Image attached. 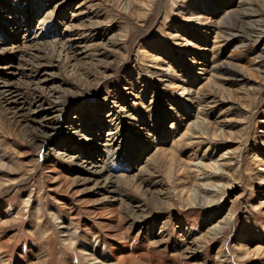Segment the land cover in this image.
<instances>
[{
  "label": "rangeland",
  "instance_id": "1",
  "mask_svg": "<svg viewBox=\"0 0 264 264\" xmlns=\"http://www.w3.org/2000/svg\"><path fill=\"white\" fill-rule=\"evenodd\" d=\"M35 1L0 0V264H264V0Z\"/></svg>",
  "mask_w": 264,
  "mask_h": 264
},
{
  "label": "bare ground",
  "instance_id": "2",
  "mask_svg": "<svg viewBox=\"0 0 264 264\" xmlns=\"http://www.w3.org/2000/svg\"><path fill=\"white\" fill-rule=\"evenodd\" d=\"M35 4H36V7H41V2L36 0L35 1ZM125 7L127 8V4H125ZM220 9L219 6H217V8H213L211 11H212V14L215 15V13H217ZM210 11V10H208ZM145 13V12H144ZM143 13V14H144ZM242 16L244 17V19H246V25L243 29V31L245 32V34L247 35V37H251V32L254 31V30H258V29H255V25H252V24H257L256 22L258 20H255V18L258 16L257 12L255 13V11H253L251 8H246L244 9L242 12H241ZM229 18V17H228ZM230 20V19H229ZM199 20L197 19V22ZM231 21V20H230ZM260 22V21H259ZM199 23V22H198ZM260 25V24H259ZM258 25V26H259ZM257 26V28H258ZM16 31V30H15ZM240 31V30H239ZM256 31H254L256 33ZM253 32V33H254ZM242 33V31H241ZM255 36V35H254ZM5 37V35H4ZM10 37H14V36H10ZM8 37L7 39L5 38V43H7V40L10 38ZM262 37V36H261ZM260 38H258L259 40ZM186 43L187 45H189V40H186ZM185 48V47H184ZM11 50V48H10ZM209 50V49H208ZM193 64H198V61H194ZM258 67L261 69L264 70V61H260L258 63ZM206 66V65H205ZM211 66V65H210ZM233 67V66H232ZM231 67V68H232ZM211 69L213 70L212 74L210 75V82H215L217 80H224L225 79V76L227 77H236V78H239L241 83L242 82H246V85L250 83V79L245 76V73H244V69L240 70L239 72H236V71H232L231 69H229L228 67L226 66H223L221 64H217L215 62H213V65L211 67ZM207 70V69H206ZM202 71V70H201ZM205 71V70H203ZM224 77V78H223ZM229 80V79H228ZM239 82V81H238ZM212 85V83H210ZM214 84V83H213ZM252 87V86H251ZM212 88V87H211ZM184 90H186L187 88L186 87H183ZM214 91V94H217L218 92H215ZM223 91V90H222ZM233 91V90H232ZM237 92V91H236ZM224 93V92H223ZM237 94V93H236ZM236 94L234 93V95L236 96ZM193 95V94H191ZM210 95V94H209ZM218 97V100H222V101H226L228 103V101H232L231 100V96H232V93H229V96L228 98H224L222 95H220L219 93L217 95H215ZM234 97V96H233ZM190 99V98H189ZM215 99V97H214ZM191 100V99H190ZM234 101V100H233ZM215 103V102H214ZM221 103V102H220ZM208 104V103H207ZM191 105V104H189ZM196 105V104H195ZM227 105V104H226ZM201 106V105H200ZM197 108H199V106H197ZM200 109V108H199ZM201 109L204 110V108L201 107ZM237 110V109H236ZM244 116V115H243ZM198 116L195 117V120L194 121H191L189 127H188V130L190 131V134L191 135H207L208 132H207V127H206V122H205V119L203 118H197ZM216 131V130H215ZM193 137V136H192ZM194 138V137H193ZM204 139V138H203ZM156 154H158V157H165V158H168L167 155L168 154H172V152H167V151H164L162 149L158 150V152H156ZM174 156V155H173ZM157 157V155H156ZM203 158V157H202ZM163 160V159H162ZM166 160V159H165ZM219 161V160H218ZM172 162V161H171ZM259 164H261V167L264 168V165H263V162H260ZM171 165V164H169ZM194 168L197 172H199V175L198 176H203V171H205V169H211L215 175L217 174H223V166H221L220 164H218V162L215 160L212 162L211 165H204V164H201V163H197L194 165ZM212 174V173H211ZM209 175V174H208ZM232 178V177H231ZM225 189V186L223 184H213V183H208L206 181H198L194 184V187L191 188V189H188V191L185 193H181L179 192V195H184L185 198L182 199L181 203H182V206L183 207H203V208H207V207H212L216 202L219 201V199L221 198V195H222V192L224 191ZM159 203V201H158ZM158 205V204H157ZM231 221V216H230V213H227L226 215H224L223 217L220 216L218 217L217 219L213 220L211 223H210V226L206 229V232H205V240L206 239H210V240H213L215 239L218 235H220L224 230L225 228L228 226V224L230 223ZM241 231V230H240ZM239 233H242V232H239ZM243 236L244 235H241L238 237L239 239V243L240 242H243L241 239H243ZM246 236V235H245ZM255 237V236H254ZM240 246V245H239ZM123 248V247H122ZM114 249V248H113ZM112 249V250H113ZM120 253V252H119ZM108 255H109V259H113V258H118L117 257V250L115 251H108ZM1 259H3L2 256H0V261ZM65 260L67 261L66 264H74V262L72 261V259L70 257H66ZM117 260V259H116ZM129 260V258H128ZM125 262H127V259L124 260Z\"/></svg>",
  "mask_w": 264,
  "mask_h": 264
}]
</instances>
